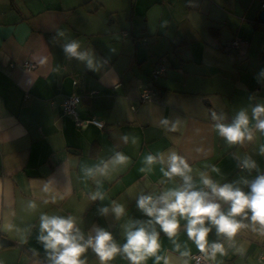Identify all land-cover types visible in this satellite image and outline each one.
Wrapping results in <instances>:
<instances>
[{
	"label": "crops",
	"instance_id": "0c3cea01",
	"mask_svg": "<svg viewBox=\"0 0 264 264\" xmlns=\"http://www.w3.org/2000/svg\"><path fill=\"white\" fill-rule=\"evenodd\" d=\"M263 8L264 0H0V264H39L44 253L36 240L37 225L45 212L81 216L85 230L105 227L123 243L125 220L145 218L135 206L139 192L159 194L175 186L161 183L165 178L158 164L150 172L140 171L149 153L177 152L194 175L215 164L225 182L247 175L231 151L251 154L264 170V157L255 153L264 135L256 133L252 143L228 149L210 116L223 111L231 119L250 96L264 101V81L257 80L264 69ZM164 21L167 27L162 28ZM57 29L94 51L105 68L93 72L67 60L51 43ZM139 39L149 49L143 63L136 57ZM236 39L246 43L230 47ZM28 60L36 68H25ZM161 60L167 70L152 81ZM150 82L158 97L143 101L142 90ZM73 94L81 96L77 117L62 107ZM163 117L179 118V130L164 129ZM77 118H95L104 126L78 125ZM125 134L138 142L124 143ZM115 151L129 156L131 164L112 172L100 190L107 193L104 203L125 205L127 216L118 222L97 214L100 202H91L88 195L96 186L81 171ZM29 201L37 204L35 211L27 208ZM28 226L33 231L25 243L22 230ZM179 239L191 248L192 264L199 250L185 233ZM234 243L228 247L224 241L226 254H217L214 264H264V235L242 229ZM161 246L170 264H184L163 234ZM87 255L88 264H99L91 250ZM111 264L128 262L117 257ZM146 264H154L153 259Z\"/></svg>",
	"mask_w": 264,
	"mask_h": 264
},
{
	"label": "clouds",
	"instance_id": "9594fccd",
	"mask_svg": "<svg viewBox=\"0 0 264 264\" xmlns=\"http://www.w3.org/2000/svg\"><path fill=\"white\" fill-rule=\"evenodd\" d=\"M167 21L161 25L167 27ZM59 46L67 60H74L93 72H101L105 62L94 51L82 48L81 43L72 39L63 29H57L52 42ZM258 82L264 81V69L257 76ZM213 128L228 149H238L252 143L256 133L264 135V101L255 96L249 97V103L239 108L229 119L227 113H210ZM179 118L172 120L163 117L161 126L168 132L179 130ZM124 143L138 142V137L125 134ZM255 153L264 157V143ZM229 155L236 166L247 175H240L231 182H225L221 167L213 164L208 170L194 175L188 160L177 152L163 153L144 157L146 167L141 172H150L154 165H160L163 179L161 183L175 182L159 194L145 193L143 190L135 197L136 209L144 219L132 217L121 225L123 243L119 242L105 227L93 225L85 230L81 216L41 213L38 219L37 243L42 247L44 257L39 264H88L87 253L91 250L99 264H111L117 257L128 264H146L151 258L154 264H170L169 257L161 254V234L170 241L173 250L189 264L191 248L187 242H181L180 233L186 234L188 241L204 255L205 260L216 259L217 254H226L224 241L228 247H235V237L242 229L250 228L264 235V170L251 154L239 155L231 151ZM131 164V158L121 151H115L107 160L94 166L83 165L81 171L86 180H91L96 191L88 193L91 202H100L97 214L111 216L120 221L127 216L124 204L117 201L104 203L107 193L100 190L103 180H109L111 173L123 170ZM214 173V178L211 174ZM256 173L254 177L252 174ZM252 177V178H250ZM27 208L37 209L34 201ZM23 242L33 231L32 226L22 230ZM214 233L216 239L209 240ZM239 251V249H238ZM241 254H243L241 252Z\"/></svg>",
	"mask_w": 264,
	"mask_h": 264
},
{
	"label": "built area",
	"instance_id": "2783aa9c",
	"mask_svg": "<svg viewBox=\"0 0 264 264\" xmlns=\"http://www.w3.org/2000/svg\"><path fill=\"white\" fill-rule=\"evenodd\" d=\"M243 43H246V41L242 39H236L231 43L230 47L239 48ZM23 66L27 69L36 68V64L30 60L25 61L23 63ZM166 70H167L166 63L163 62L162 60L159 61L156 67L152 71L151 80L156 81L161 75H163L166 72ZM157 97H158V90L155 84L151 82L147 83L142 90L141 99L143 101H149L156 99ZM80 102H81V96L79 95L73 94L66 97L62 102V107L64 112L77 117L78 116L77 108ZM86 122H91L99 127L104 126V123L102 121L95 118H92L91 120H87V121L77 118L78 125H84ZM260 258L262 259V261H264V244ZM191 259H192V264H214V261L212 260H205L204 255L200 252L194 253Z\"/></svg>",
	"mask_w": 264,
	"mask_h": 264
},
{
	"label": "water",
	"instance_id": "95a60500",
	"mask_svg": "<svg viewBox=\"0 0 264 264\" xmlns=\"http://www.w3.org/2000/svg\"><path fill=\"white\" fill-rule=\"evenodd\" d=\"M262 21H264V8L259 14ZM136 57L138 63L145 62L149 57V49L145 44V40L139 39L136 41Z\"/></svg>",
	"mask_w": 264,
	"mask_h": 264
},
{
	"label": "trees",
	"instance_id": "16d2710c",
	"mask_svg": "<svg viewBox=\"0 0 264 264\" xmlns=\"http://www.w3.org/2000/svg\"><path fill=\"white\" fill-rule=\"evenodd\" d=\"M38 257H40V255L33 253V258H38Z\"/></svg>",
	"mask_w": 264,
	"mask_h": 264
}]
</instances>
